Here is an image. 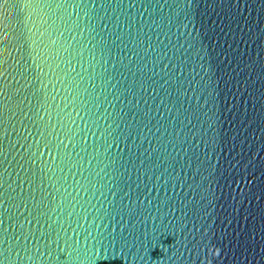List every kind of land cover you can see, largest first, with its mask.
I'll return each instance as SVG.
<instances>
[{
    "label": "water",
    "instance_id": "water-1",
    "mask_svg": "<svg viewBox=\"0 0 264 264\" xmlns=\"http://www.w3.org/2000/svg\"><path fill=\"white\" fill-rule=\"evenodd\" d=\"M0 264H264V0H0Z\"/></svg>",
    "mask_w": 264,
    "mask_h": 264
}]
</instances>
